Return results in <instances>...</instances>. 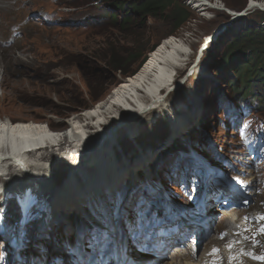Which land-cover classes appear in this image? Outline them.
I'll return each instance as SVG.
<instances>
[{"label": "rangeland", "instance_id": "obj_1", "mask_svg": "<svg viewBox=\"0 0 264 264\" xmlns=\"http://www.w3.org/2000/svg\"><path fill=\"white\" fill-rule=\"evenodd\" d=\"M103 1L18 0L15 16L8 20V23L10 21L14 22L8 26L5 37L0 42V47L8 52L17 53L19 56L16 57L15 54L16 60L18 58V61L19 59L22 61L17 62L11 68L13 73L9 77L6 76L8 75L7 73L3 72V65L1 66L0 64V71L5 81V83L0 82V115L5 117L8 114H12L16 118L21 117L30 121L43 122L44 125L49 121L53 123V128H51L53 133L63 131L66 127V120L75 115L79 116V114H82L83 109L92 108L100 100H104L110 91L114 89L115 85H112L113 82L118 81L117 83H119L123 80L122 77L111 75L107 72L109 68L107 65L111 63L116 55L124 56L123 50L133 46L130 45V42L134 43V46H143L142 48H144L146 44H149V46L155 43L161 44L171 39L168 38L171 35L182 38L186 37L185 35H189L190 31L194 30V39L192 40H195V42L200 37L201 40L202 38L204 39L203 36L207 34L210 35L211 40V43L207 47L201 50L202 45L197 54H194L196 61L194 72L189 70L188 73L180 74V72H184L183 68H173L174 72L172 71L170 75H167L169 78L168 83L171 82L169 87H167L168 84L164 85L165 87L160 86L154 91V94L151 93L152 95L148 97L143 96L137 100L138 102L134 100L132 102V100L127 99L125 100L126 103L124 102L125 104H117L116 108H111L113 112L112 114L110 113V116L113 117H110L109 121L98 119H95L94 122L92 120L85 121L84 125L89 127V132H85L84 135H94L97 138L95 143L90 141V138L84 137L83 141L80 139L79 143L77 141L76 145L73 146H67L66 143H62L57 152L54 153V149L58 147L56 148L55 145L51 144L57 143L56 145L58 146L60 142L57 141L58 137L53 136L49 138L48 144L46 142V144H42L44 149H50L44 155L45 158L47 157L44 159V163L47 165L54 164L50 167L55 168L59 174L64 167L68 165L73 166L77 162V155L84 156L92 149V145L99 142L100 138H104L103 133H101L103 131H100L102 129H99L100 125H104L108 130L110 128L112 132L115 129L118 133L122 134L115 135L116 137L113 135L108 136L109 131L106 130L105 137L111 138V143L115 144L113 150H110V158L114 162L111 161L107 164L105 162L96 167L95 171L100 170L103 173L110 170L112 165H120L130 159L133 164L135 158L144 152L149 158L153 156H150V154L157 153H162L159 159L167 158L172 152V148L167 149L168 146L177 140L167 135L170 127L166 121L171 116L179 114L189 104H192L191 106L194 105L195 108L190 123L189 125H187L188 123L183 124L182 127H185L184 129L178 127L180 130L177 133H181V137H189L188 139L191 141V144L194 143L193 145L202 137L209 142L222 143L227 146L225 142L226 140L227 142L231 141L230 133L222 130L219 126V121H226V117L222 111V104L237 103L231 90L225 85L224 76L226 74L230 75L233 70L230 66L242 56V52L248 53V51L243 50L245 49V44L241 45L243 48L233 45L238 38L237 34H242L243 29L246 27H260L259 29L264 31L263 15L259 12H253L241 21L235 20L232 22L231 19V21L229 20V24L226 23L219 30V32L222 31L219 36L217 34L219 23L227 20V15L222 14L219 16L218 14L211 21L203 20L200 17L201 9L192 0H176L181 9L187 10L191 15L190 20L183 27L176 28V20L168 17V13H164L159 14L156 18H147L142 26H138L133 21V24L128 26V28H121L118 23L124 17L118 10L103 7L108 11L117 13L118 23H111L110 19L107 18L98 19L96 17L101 12L100 5L104 4ZM107 1L114 2V0ZM220 1H223L227 7L239 11L238 9L245 6L246 0ZM201 14H203L202 11ZM87 17L94 19L92 26L83 24V21ZM214 21L216 22L214 23ZM15 28L19 34L18 36L17 33L13 32ZM119 29H122V31ZM216 34L218 38L217 36L215 37ZM199 35L201 36L199 37ZM246 40L250 44H253V46H257L255 47L257 52L260 48V51L264 50V45H262L264 42L263 35L252 34ZM232 53L233 55L229 58ZM148 55L149 53H147L145 60L148 58ZM231 60L233 61L231 62ZM240 64V62H237L235 67ZM169 76H171V79ZM178 76H180L181 81L178 80ZM241 78L244 84L247 85L250 75L246 73ZM261 88V86L253 87V90L258 94L259 103L255 104L252 112L254 114L258 112L259 115L264 116V112L261 111L263 109L262 106L264 107V90L262 91ZM261 91L263 95H261ZM154 95H157L161 99V102H168V105L165 108L162 107L160 110L155 108L156 106L144 107V110L137 112L130 110V108L137 107L136 105L138 107L147 105V102ZM82 103H86L87 107L80 109L79 105ZM56 113H63L67 116L62 118ZM126 118H133L128 121L135 125L131 126V123L130 125L123 124L122 120ZM97 131L100 132L97 133ZM34 153V151H26L23 154L32 156ZM157 160L152 164V168L156 164L155 167L160 170L162 164H158ZM247 169V167L238 168L234 165L229 168V171L235 174L239 172L237 175L242 177L241 174L246 173ZM140 172L141 176L147 173L146 171ZM93 174L95 173L93 172ZM60 176L62 175L60 174ZM39 189L47 195V192L42 188L39 187ZM227 190L230 193L227 197L235 195L227 185L219 186L216 181L207 188L205 197H203L204 202H201L198 212L207 215L215 210L219 215L214 216V220L216 219L214 225L211 226L210 224L212 227L210 235L204 236L198 232L197 235L191 238V244L193 241H200V237H203V240H205L201 246H205L209 242L213 243L218 233H220L219 228L222 224L224 226L225 223L236 221L241 211L233 210V208L228 209L226 206L222 208L219 206L224 201L222 198L226 197L223 192H227ZM67 193L65 192L64 194ZM121 194L123 192L120 189L113 196V200L117 205L121 203L118 202L122 196ZM2 195L3 193L0 194V198L4 197ZM125 198L126 196L124 195V200ZM116 203L115 206H117ZM87 212H89L88 209ZM111 212L106 217L102 213L104 219L102 221H95V225L93 224L94 226L92 227L90 226L92 222H88L90 225L83 228L82 232H87L89 229L94 228L96 225H101L106 221L113 223L114 218ZM72 218L70 222L75 229L78 227L76 225L79 220L80 222H85L86 220L84 216L78 214L73 215ZM53 225L52 227H48L46 231L40 229L43 231L39 233L43 237L45 236V238H41L44 243L52 241V235L55 233L63 232L65 235H73L65 233V223L62 221L57 222V224L55 222ZM194 225L193 223L192 229L195 227ZM37 226L42 227L38 224ZM184 251L186 250L182 251L183 257L180 256V259L177 260L182 259V262L186 261L184 257L187 256L188 249L186 253ZM171 256L174 257V255ZM170 261L172 263L176 260L172 258ZM165 264H170V262L167 260Z\"/></svg>", "mask_w": 264, "mask_h": 264}, {"label": "bare ground", "instance_id": "obj_2", "mask_svg": "<svg viewBox=\"0 0 264 264\" xmlns=\"http://www.w3.org/2000/svg\"><path fill=\"white\" fill-rule=\"evenodd\" d=\"M192 2L196 3V0H192ZM17 4L18 0H0V42L5 37L8 26L14 22L10 21L8 23V20L15 16ZM224 8L228 9L229 11L231 10L234 13L233 9L227 7L226 4H224ZM202 19L204 20V18ZM187 49L188 45H185L183 44V41H178L174 38L162 42L153 52H149L147 60L131 77L121 81L120 84L115 86L114 89L110 91L104 100H100L92 108L85 109L83 110L82 114H79V116L75 115L72 118L66 120L65 129L58 133H53V131H51V128H53V123L49 121H47V124L44 125L43 122L40 123L38 121H30L21 117L16 118L12 114H8L5 117L0 115V194L3 193L2 196H4L0 198V213L2 212V216L4 217L0 218V231L2 229L6 230L8 232L7 236L9 237V234L14 232L15 225L18 226V218L20 215H23L24 217L27 215L20 212V197H18V194H21L26 190L32 195V201L26 206L27 208L29 207L28 215L32 216L26 223L24 222L21 224L19 233H21L23 237L27 235L32 241L34 240V237L37 233L43 230L46 231L48 227H51L55 222L57 224L59 221L65 223L64 229L66 230V233H69L70 231L73 232L70 219L75 214L84 216L85 219L90 222H92L93 218L97 219L98 217H102L103 214L107 215L115 207L116 202L113 200V196L115 195L116 190H119L121 187L130 188L131 185L141 180L140 171H146L148 174L152 173V170H150L152 162L155 159H158L162 153H149L150 156L153 155V158H149L144 152L135 158L133 164L130 159L120 165H112L110 170H107L103 173H101L100 170L95 171L96 167L105 162L106 164L111 161L114 162L110 158V150H113L115 144L111 143V138L108 139V136L113 135L116 137L118 134H122L120 132L118 133L115 129L112 132L110 128L108 130L104 125H100L99 128L102 129L100 131H103L101 133H103L104 138L101 139L99 137V142H97L95 145H92V149L84 156L77 155V162L73 164V166L68 165L67 167H64V169H61L62 171H60V174L62 176H60L55 168L50 167L54 164L47 165L44 163V159L47 158H45L44 155L47 151L49 152L50 149H44L42 144L45 142L48 144V139L53 136L58 137L57 141L60 142L58 146L56 145L57 143L51 144L55 145L56 148L58 147L57 149H54L55 152L53 151L56 153L62 143H66L67 146H73L76 145L77 141L79 143L80 139L83 141L84 137L90 138V141L95 143L97 138L94 137V135H84L85 132H89V127L85 126L84 122L89 120L94 122L95 119L109 121V118L113 117L110 116V113L112 114L113 112L111 111V108H116L117 104L124 102L126 103L125 100L127 99L130 101H137L140 99V97L142 98V96L146 94L139 91L137 87H141L145 92L149 93L148 96L154 94V91L160 86L168 84L167 87H169L171 82L168 83L169 78L167 75H170L176 64H184V59L187 58V55L184 52H186ZM15 54L16 57L19 56L15 52H8L0 47V64L1 66L3 65L2 70L8 74L6 75L8 77L13 73L11 68L15 66L17 62L22 61L20 59L18 61V58L16 60ZM0 74V82L5 83L1 71ZM180 74L182 73L180 72ZM169 77L171 79V76ZM160 102L161 99L158 98L157 95H154L152 96V99L147 102V104L150 107L156 106L155 108L158 110H160L162 107L165 108L168 105V102L166 101L164 103ZM160 105L161 107H159ZM138 108L139 107H133L130 108V110L139 111ZM193 111V109L190 110L189 107H186L180 115L173 117L171 116L170 122L173 124L175 123V127H179V125L182 127L183 124H187V120L192 118ZM129 119L130 118L123 119V124L130 125L131 122L128 121ZM132 119L133 118L130 120ZM132 125L135 124L131 123V126ZM106 130L109 131L107 134L108 136L106 135L107 137H105V133L107 132ZM175 130L176 129L174 128L173 131ZM100 131H97V133ZM39 146L41 147L36 148ZM171 147L172 145L168 146L167 149H170ZM201 150L202 149L199 147L196 152H201ZM26 151H34L35 153L32 156L29 154H23L26 153ZM256 153L258 154L260 152ZM11 158L15 159L12 160ZM147 160H149V162H147ZM54 161L56 162V160ZM169 161H173V165L167 163ZM190 161H193V159ZM162 162L164 165H170L175 170H177L176 175H178L179 169L182 168V163H179V160L175 154H172L170 157L157 160L158 164ZM125 164L129 167H126ZM239 164L248 168L244 177L248 185H256L259 177V170L256 163L248 162L246 159L241 161L240 158V162L236 163V165ZM194 170L197 169L194 168ZM93 172L95 174H93ZM147 173L146 177L148 176ZM39 187L47 192V195H45L44 192L39 189ZM63 192L68 193L64 194ZM4 194L8 195L5 196ZM87 209L89 212H87ZM120 212L125 213L126 210L122 208ZM111 213L113 214V211ZM180 213L181 215H188L186 208H183L179 214ZM115 215H117L116 212ZM181 215H179V217ZM188 218H190V216H188ZM37 224L42 227H38ZM120 224L123 226L125 223L120 222ZM157 225V228H160L158 231L165 227V224L162 223ZM174 225L175 223L172 225L173 228H175ZM117 226L116 224L113 225L110 230V235L112 236V248L109 249V251L104 252L106 255L110 256L108 259V264H159L161 261H163L156 259L152 253L138 251L137 243L139 244L140 240H138L136 237L127 238L126 236L125 238L123 232L126 234V229L128 226L126 229L125 227H120V225ZM192 226L193 225L191 224L188 227L189 230H191L190 232L184 231L188 238L187 241L182 240L181 236L180 239L178 238L175 240L174 238H170L171 240L166 242V248L162 250V252H164L170 264H173V262L171 263L170 261L171 257L169 258V256H171L170 253H175V258H173L176 259L177 254H179L180 251L191 249V247L198 248L203 242H205L203 237H200L201 241H193L191 244L189 239L192 237L195 231V227L192 229ZM211 230L212 229H210L209 224L207 225L205 222L199 229V232L201 233L200 235L203 234L204 236H208L210 235ZM119 238L124 240V244L120 245L124 246V249H118L115 244ZM171 248L174 249L171 250ZM29 249L25 248L23 253L30 255L31 252ZM58 249L59 248L56 244V240L51 242V244L48 246V252H50V254L57 252ZM221 253L225 256L227 254L224 249H221ZM211 254H215V252H211Z\"/></svg>", "mask_w": 264, "mask_h": 264}, {"label": "trees", "instance_id": "obj_3", "mask_svg": "<svg viewBox=\"0 0 264 264\" xmlns=\"http://www.w3.org/2000/svg\"><path fill=\"white\" fill-rule=\"evenodd\" d=\"M115 4L117 5V3ZM123 8L129 9L132 15L137 16L136 18L139 19L138 20L139 26L144 25L147 18H151V17L156 18L158 17L159 14H164V13H168L167 14L168 17H170L173 20H176L175 21L176 28L183 27L186 24V22H188L191 18L190 13L187 10L181 9V6L176 3V0H146L143 2L134 3L133 5H127V3H125L122 7V10ZM98 17H106V15L105 13H103L100 14ZM110 17L112 18L113 22L117 21L116 14L110 15ZM132 21L133 19L131 18L129 13L127 15L124 14V19H122L121 21V25H122L121 28H126L124 27V25L125 24L129 25L130 23H132ZM259 28L260 27H256V28L254 27L248 29V32L245 35L241 36L238 40H236L235 42L236 44L234 43L233 45L241 46L245 44L244 45L245 49L243 50L248 51V53L241 51L243 54H245V56L239 57L238 58L239 62L241 63V66H244L245 73H249L250 78L253 82H260V84L264 86V50L260 51L261 49L260 48L257 52V50L255 49V47L257 46H253V44H250L246 40V38L250 37L252 34H260L264 36V31ZM119 30L122 31V29ZM174 32L172 33L175 34ZM130 45L133 46L131 48L123 50L124 56L116 55V57L112 59L111 63L107 65L109 67L107 69V72H109L111 75L124 77L127 75L134 74L139 69V67H141V65L147 60V59L145 60L147 53L149 52L151 53V51L155 48L157 43L151 44L150 46L149 44H146L144 48H142L143 46L141 47H137L136 45L134 46V43L132 42H130ZM262 45H264V42L262 43ZM241 47L243 48V46ZM107 72L106 74H108ZM85 107H87L86 103H82L79 105L80 109ZM56 114H58V116L62 118L67 116L63 113H56ZM223 194L225 196L230 195L228 190L227 192L224 191Z\"/></svg>", "mask_w": 264, "mask_h": 264}, {"label": "water", "instance_id": "obj_4", "mask_svg": "<svg viewBox=\"0 0 264 264\" xmlns=\"http://www.w3.org/2000/svg\"><path fill=\"white\" fill-rule=\"evenodd\" d=\"M225 180L230 185V186L228 185L229 187H231V188H233L235 190H238L239 189L238 185L231 178L230 179H226L225 178ZM232 205H235L236 206L237 204L235 202L229 201V202L220 204L219 206L222 208V207H225V206L226 207H229V206H232ZM216 215H219V214H217V211H215V210L214 211H211L210 213H208L207 219H206L207 225L210 224L213 221L214 216H216ZM199 240H201V239H199Z\"/></svg>", "mask_w": 264, "mask_h": 264}, {"label": "snow or ice", "instance_id": "obj_5", "mask_svg": "<svg viewBox=\"0 0 264 264\" xmlns=\"http://www.w3.org/2000/svg\"><path fill=\"white\" fill-rule=\"evenodd\" d=\"M262 219H264V217H262ZM260 231H261L262 233H264V228H261ZM214 251H218V250H214ZM257 258H258V259H264V257H257Z\"/></svg>", "mask_w": 264, "mask_h": 264}]
</instances>
